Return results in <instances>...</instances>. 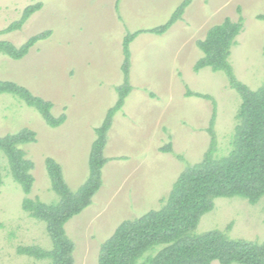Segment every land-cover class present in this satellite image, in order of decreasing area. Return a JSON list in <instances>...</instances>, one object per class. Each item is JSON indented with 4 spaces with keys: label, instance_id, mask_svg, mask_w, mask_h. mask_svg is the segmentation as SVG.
<instances>
[{
    "label": "rangeland",
    "instance_id": "obj_1",
    "mask_svg": "<svg viewBox=\"0 0 264 264\" xmlns=\"http://www.w3.org/2000/svg\"><path fill=\"white\" fill-rule=\"evenodd\" d=\"M183 1L0 0V31L19 20L28 6L43 4L20 30L2 34L0 40L20 47L51 31L21 60L0 53V81L15 82L52 102L54 117L66 115L64 124L52 128L36 109L14 95L0 94V137L23 129L37 134L35 143L21 146L34 163L29 195L13 179L0 151V264H51L17 252L23 246L53 247L46 224L23 209V200L60 201L52 189L48 158L60 164L73 193L88 181L96 130L124 82L125 37L165 24ZM226 18L243 19L229 60L236 77L258 90L264 84V0H193L183 19L164 35L143 33L130 44L133 90L108 133L102 186L92 204L65 225L75 243V264H98L102 244L122 222L164 206L179 175L209 149L215 106L216 156L231 151L241 96L230 88L225 73L194 70L204 56L196 42ZM190 91L212 97L216 105L188 96ZM169 143L172 152H161ZM211 231L264 242V198L256 205L238 197L215 199L194 234Z\"/></svg>",
    "mask_w": 264,
    "mask_h": 264
},
{
    "label": "trees",
    "instance_id": "obj_2",
    "mask_svg": "<svg viewBox=\"0 0 264 264\" xmlns=\"http://www.w3.org/2000/svg\"><path fill=\"white\" fill-rule=\"evenodd\" d=\"M192 2L184 0L165 24L137 30L125 37L122 65L124 82L116 89V104L96 130L97 138L90 154L89 179L77 193H73L64 179L60 164L52 158L46 160L52 189L59 195L60 201L46 204L39 199L26 197L23 209L32 218L46 224L53 247L45 250L36 245L23 246L17 250L19 255L40 261L48 260L51 264H75V243L67 235L65 225L92 204L102 186V170L109 162L104 152L108 133L114 116L123 109L126 98L133 90L130 84V44L143 33L164 35L183 19ZM42 7V3L28 6L21 18L0 31V35L20 30ZM242 30V18L237 22L226 18L221 24L212 26L204 39L196 42L204 56L196 63L195 72L210 68L213 72L225 73L230 88L241 96L231 151L226 156H216V102L208 95L188 92V96L212 100L215 106L208 128L211 136L209 149L200 162L187 167L179 175L167 202L160 210L126 220L117 227L114 234L102 244L98 264H264V242L232 239L221 231L194 234L202 216L214 209L215 199L238 197L256 205L264 198V84L258 90H252L236 77L229 60L231 48ZM49 36L51 31L34 35L20 47L0 40V53L13 60H21L37 43ZM0 94L14 95L28 107L36 109L52 128L66 121V115H52V102L34 95L15 82L0 81ZM36 140L37 134L29 129L0 137V151L6 155L10 173L26 195L31 193L35 182L32 174L34 163L26 157L21 146L35 143ZM160 151L171 153V143L160 148ZM148 252L156 253L146 257Z\"/></svg>",
    "mask_w": 264,
    "mask_h": 264
}]
</instances>
